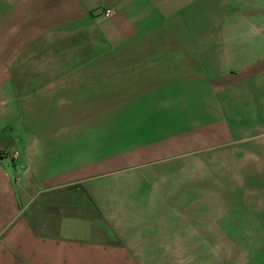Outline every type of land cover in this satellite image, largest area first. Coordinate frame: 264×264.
<instances>
[{
    "label": "crops",
    "instance_id": "0c3cea01",
    "mask_svg": "<svg viewBox=\"0 0 264 264\" xmlns=\"http://www.w3.org/2000/svg\"><path fill=\"white\" fill-rule=\"evenodd\" d=\"M244 1L0 0V264H160L197 237L201 264H264V29L243 63L218 37L223 5ZM143 96L168 106L135 110L147 117L129 131L122 103ZM180 137L183 170H128Z\"/></svg>",
    "mask_w": 264,
    "mask_h": 264
},
{
    "label": "rangeland",
    "instance_id": "374dc122",
    "mask_svg": "<svg viewBox=\"0 0 264 264\" xmlns=\"http://www.w3.org/2000/svg\"><path fill=\"white\" fill-rule=\"evenodd\" d=\"M2 5H5L4 3ZM31 7V9L33 8V4H29L27 5L24 9H29ZM223 7L229 9V12H232V7H234L233 11L235 12L233 15L228 14L227 12H225L224 10V25L226 26L225 29V33L223 35H219L218 37H222L224 38V42H227V45L229 47H231L232 45H241V52H239L240 55V62L243 63L246 59V48H247V42L248 39L251 37L250 33V29L253 27H256L258 29L263 28L264 29V0H248V1H244V2H240V3H236V4H231L228 3L227 5H223ZM238 8L239 12L237 14L236 9ZM23 11V9L21 10ZM15 13V15H18L19 11H17L16 9H14L13 11ZM237 15H239L237 17ZM228 16V17H226ZM223 18H218V23L222 22ZM10 17L8 15L7 12H0V31L2 30H6L8 28V23H9ZM33 25H38L37 23H35L33 21ZM216 37V36H213ZM1 41V39H0ZM101 52V53H99ZM96 52V58L101 59L103 57L104 54H106V58L108 59H112V60H119V59H114L116 57H120V55H116V56H110L108 54V52L106 51H99ZM82 52H80L79 54H81ZM84 54L86 52H83ZM232 54V53H231ZM87 57V56H86ZM231 60V59H230ZM91 61V60H89ZM94 61V58L92 57V62ZM117 63L119 61H116ZM114 66H106L105 68V72L103 74H108L110 73H114L113 75H117L119 76L120 74V68H111ZM111 68V69H110ZM98 70V69H97ZM109 70H113V71H109ZM101 74V73H97ZM118 79V78H117ZM179 86V84H175V88L177 89ZM169 88H165L163 89L164 91L168 90ZM171 90V89H170ZM159 102L160 106H168L167 105V99H159V98H149L146 96L143 97H139V98H128L126 103H122V106H126L128 107V115L126 116L128 119V128L129 131L130 130H135V126H139L141 124V122L145 119V117H147L146 114H136L135 110H142L143 107L148 106V105H152L153 102ZM119 105V100L118 101H113V106ZM175 105L180 108L182 110V113H178L177 111H179V109H176V114L175 116V120H176V126L177 129L180 127H183V119H184V109L183 106H185L186 104H181V100H179V98H176L175 100ZM131 112V113H130ZM133 112V113H132ZM121 116H118V119ZM124 117V116H123ZM137 123V124H136ZM135 124V125H134ZM157 128L153 129L152 131H156ZM168 148V147H167ZM175 149L173 151H171L172 149H168L170 152L167 153L164 156H160L158 160H156L155 162H151V163H147V164H143V165H132V166H128V170H139V169H147V170H163L165 172L167 171H172V170H183L184 164L183 163V149H182V145H181V137L178 138L177 140H175ZM216 150V149H215ZM213 151L212 153H215L216 151ZM192 155H197L198 154V150H193ZM199 163L196 164L195 168H193V170H199ZM113 175H119L115 172H113ZM119 177H115L114 179H112V183L113 185H115L117 182L121 183V181H126L127 179L124 178H120V179H116ZM180 180H176V182H179ZM128 182H130L129 184H132V186H134L135 180L132 178L128 179ZM175 179L173 177L168 176L167 178H161V187L162 189H166L168 186H170L171 183H174ZM118 184V183H117ZM177 187H179L180 185L177 183L176 184ZM129 189V188H128ZM135 190L130 191L129 190V194L127 195V197L129 198V209H131L135 204H136V195H135ZM113 197H117L118 196H113ZM121 209H123L124 207H126L125 205L123 206V204L121 205ZM125 209V208H124ZM123 209V210H124ZM181 211V210H178ZM130 212V211H128ZM120 215V213H119ZM195 219V218H194ZM183 215L182 212L179 213V216H177L176 222L179 223H183ZM118 221L119 224H123V222H126L123 217L120 215L118 217ZM128 224H133L131 221L127 220ZM194 221V220H192ZM207 223L209 225V221L207 219ZM195 227V223L193 222V230ZM196 229L198 228L195 227ZM199 237H197L195 243H193L192 245V252L188 254V256H184L185 255V251H184V243L183 242H175V255L176 257L174 259H159L160 264H201V262H199V249L201 247H203V242L200 244V242L198 241ZM163 243H161V247H163ZM167 246V245H166ZM102 247L105 248H116L118 250H122L120 249L121 246L119 243L115 242L111 245H103ZM167 250V249H164ZM166 254V253H165ZM97 261H101V263L104 264H155V260H135L132 259L131 257H117L116 255L111 257V258H107V259H101V260H97Z\"/></svg>",
    "mask_w": 264,
    "mask_h": 264
},
{
    "label": "built area",
    "instance_id": "2783aa9c",
    "mask_svg": "<svg viewBox=\"0 0 264 264\" xmlns=\"http://www.w3.org/2000/svg\"><path fill=\"white\" fill-rule=\"evenodd\" d=\"M111 10H106V12H105V16L106 17H109L110 15H111ZM18 154H16V156H17Z\"/></svg>",
    "mask_w": 264,
    "mask_h": 264
}]
</instances>
